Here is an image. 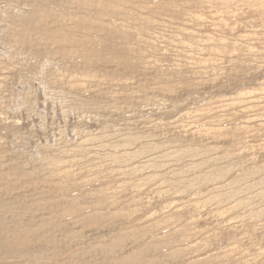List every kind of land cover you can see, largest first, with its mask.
Listing matches in <instances>:
<instances>
[{"label": "rangeland", "instance_id": "rangeland-1", "mask_svg": "<svg viewBox=\"0 0 264 264\" xmlns=\"http://www.w3.org/2000/svg\"><path fill=\"white\" fill-rule=\"evenodd\" d=\"M6 1L19 5L18 0ZM121 2L124 6L116 4L121 11L140 13L120 16L121 27L129 32L119 34L124 44L117 40L119 48H127L120 62L108 68L81 64L73 72L59 63L62 71L68 70L62 72L65 102L43 95L45 88L33 77L23 83L14 77L16 82L7 87L22 94L16 100L18 114L31 117L25 134L14 142L22 161L36 157L35 149L52 167L68 165L71 170L40 174L55 190L65 186L75 199L70 206L71 195L62 197L68 214L58 219L103 213L94 221L74 222L75 237L48 240L49 245L58 255L70 254L68 264H104L119 257L125 264H264V0ZM9 48L0 47V56ZM41 61L26 68L35 73ZM53 71L52 65L45 68L49 76ZM72 78L76 87L67 84ZM22 85H29L26 93H21ZM157 105L168 109L165 116H155L163 119L139 113ZM22 118L19 123L25 124ZM62 133L66 144L60 141ZM126 141L133 144L127 148ZM135 153L141 155L124 161ZM23 167L19 174L31 175L33 166ZM58 176L62 180L57 184ZM23 184L17 190H31L32 185ZM45 208L35 210L41 209L44 220L54 219ZM85 253L92 260L82 257Z\"/></svg>", "mask_w": 264, "mask_h": 264}, {"label": "bare ground", "instance_id": "bare-ground-1", "mask_svg": "<svg viewBox=\"0 0 264 264\" xmlns=\"http://www.w3.org/2000/svg\"><path fill=\"white\" fill-rule=\"evenodd\" d=\"M30 1H32V0H30ZM33 1L35 2L34 5L29 3V0H26V1L24 0L23 2L21 0H18L19 5H17V4H14L12 2H7L6 0H0V47H4V46L10 47L8 51L4 52L3 55L0 56V163H2V165L4 163V166H2L0 168V179H3V181L8 182V183L6 182L3 184H1V182H0V184H1L0 185V264H41L40 261L43 258H47L49 260L44 264H68L70 261H72L71 257L68 256L70 254L64 255L65 253H62V251H59V248H58V251L61 254V255H58L56 252V249H54V247H51L49 245L48 240H54V241L58 240L61 243L62 241L66 242L67 237H70V236L75 237L77 235V231L74 229L73 223L76 221L79 223L89 222L90 219H93V221H94L96 219V215H97L96 213L97 212L95 210H93V211H95L96 213L91 212V211H86L85 213L80 215V217L78 215H74V216L72 215L71 217H67L66 220H59L58 219V218H61V215H63V214L67 215L68 214V213H66V212H68L67 207H65V205L61 202L62 197L64 196L66 198V197L71 195L70 200L67 202V203H69L70 206L74 205L75 199L72 198L73 195H72V193L69 192L70 190L68 191L69 193L67 192L68 189L65 186L62 187V190H60L59 187L57 188L58 190H55L56 187L53 188L49 182L51 180H47V178L41 179L40 174H42L44 176L47 173H49V174H51L52 172L59 173L60 171L70 172L71 170L69 168H67V166H68L67 164H66L67 166L63 167V168H60V167L58 168L56 166L52 167L53 162H52V164L46 163L47 156H45V155L43 156L42 153H41L42 154L41 155L40 153H38L39 150L37 152V151H35V149L33 151H34V154L36 152L37 156L36 157L30 156L31 160L30 159L29 160L31 162L30 161H22L21 155L19 153H16V145L17 144H14V142H16V139H18L19 133L20 134L24 133V132H22V130L24 129L25 125H27L26 124L27 120H29V119L31 120V117L26 120L25 118L21 117L22 114L21 115L18 114L20 111L19 109H20L21 105L20 104L16 105V102H17L16 100L19 99L18 97L22 96V94L20 96L12 94L11 92L8 91L9 89L7 90V87L9 85H11L10 84L11 80L15 81L14 77H19L20 83H23V82L27 81L28 78L33 77V78H36V80H37L36 83L38 86L40 85L42 87V89L45 88L44 91L42 92L43 95L48 96V95L54 94V96H53L54 99L59 98L58 101L65 102L64 101L65 100V94H64L65 90L63 89V85L66 82L64 80V74L62 72H65L68 70L62 71L61 70L62 67H59L58 64L59 63H64V64L67 63L68 68H70V70H72V72H73V70H75L76 67H78L81 64H86V65L92 66V67H106V68H108V66H110V65L112 66L113 64L120 62L121 58L124 56L123 54L126 53L127 48H125V47L119 48L117 40H119V42L121 44H124V42L119 37V34L122 33L123 31H125V33L126 32L129 33L127 31L128 28L121 27L123 19H121L120 16L122 18H124V14L126 13L127 16L133 17L136 14L140 13V11L135 10L134 9L135 7H133V6H131V7H133L134 10L130 11V12H132V15L130 13H127V11H125V12L121 11L120 8L117 7V5L121 6L123 4L121 1H123V0H33ZM137 2H139V1H137ZM137 2H135V3H137ZM129 3H130V1H129ZM135 3H133V4L135 5ZM138 4H140V3H138ZM122 6H124V5H122ZM138 8H139V6H138ZM56 9H57V11H56ZM150 11H151V13H153V15H157L158 11H153L151 9H150ZM137 16L139 17V15H137ZM41 53L43 54L42 56H40ZM17 56H22V58H18ZM41 58L43 61H41L40 69H38V71H35V73H33L32 71H30L26 68V66H28L29 62L33 61L34 63L38 64V62H39V60H41ZM119 58H120V60H119ZM49 65H52L53 70H55V72L53 71L52 73H50V76L47 73H45V68ZM13 70H15L14 73H13ZM95 77H97V76H95ZM67 84L69 85V87H76V85L78 84V81L76 79L72 78V80L68 81ZM28 86L22 85L21 86V93H26ZM64 88L66 89V87H64ZM37 89H39V88H37ZM73 90H71V91H73ZM23 101H26V100H22V102ZM20 102H21V100H20ZM52 102H53V100H52ZM63 102H62V104H63ZM54 103H57V102L54 101ZM54 106H56V105H54ZM22 108H21V111H22ZM24 110H26V112H25L26 114L31 112V111L29 112V110H31L30 108L29 109L24 108ZM36 110H38V109H36ZM167 112H168V109L166 108V105L165 106L157 105V106H149V107H146L144 109H140L139 113H141V114L145 113L144 115H149V116L153 117L152 120L154 121L155 119H159V118H162L163 116H165V114ZM51 114H52V112H51ZM63 114H64V112H63ZM27 115L29 116V114H27ZM30 115H32V114L30 113ZM40 115L42 118V114H40ZM156 115L162 116V117L155 118ZM20 118H22L23 120L25 119V121H24L25 124L22 123L23 122L22 121V122H20V123H22V125H20V123H19ZM26 118H28V117H26ZM62 118H64V115ZM33 119H34V117H33ZM41 123H43V122H41ZM53 123H54V121L52 122V124ZM34 124H35V122H34ZM29 125H30V122H29ZM43 125H45V124H43ZM66 126L67 125H65V127ZM38 127H41V126H38ZM44 127H47V126H44ZM56 127H58V126H56ZM104 127H105V125H104ZM106 127H108V126H106ZM33 128H32V131H33ZM28 129H30V128H28ZM47 129H49V128L47 127ZM39 130L37 128V133ZM188 130H190V129H188ZM30 131H31V129H30ZM51 132H53V131L51 130ZM54 132L56 133V131H54ZM84 132L85 131H83L81 133H84ZM41 133H42V130H41ZM15 134L17 135V138H15V137L13 138V135H15ZM68 134L70 135V133L67 132V135ZM47 135H48V133H47ZM67 135H65V133L64 134L62 133L60 136V141H64V144H66V142H67V139H66ZM78 135H76V136H78ZM35 136H37V135H35ZM31 137L34 138L33 136H31ZM71 137H72V139H75V138H73V136H71ZM133 139H136V138H133ZM69 140H71V139H69ZM72 141H74V140H72ZM132 141L131 142L126 141L127 142V144H126L127 148L131 144H133ZM134 141H136V140H134ZM27 144L29 145V143H27ZM61 144H62V142L60 143V145ZM64 144L61 146L64 147ZM79 146H81V145H79ZM82 147H83V145H82ZM55 148H56V146H55ZM20 149H21V147H20ZM23 149H25V148L23 147ZM45 149H46V147H45ZM124 150L126 151L125 147H124ZM46 151H48V150L46 149ZM51 151H52V149H51ZM170 152H171V150H170ZM170 152H169V154H170ZM29 153H31V152H29ZM138 153L128 154L130 156L127 155L126 157H124V161H125V158L131 159V156H135V155L140 156L141 154H138ZM182 153L183 152H180L179 154H182ZM31 155H33V154H31ZM64 155H66V154H64ZM178 156H180V155H178ZM182 156H183V154H182ZM95 157H98V156H95ZM172 157H175V156L173 155ZM89 158H91V156ZM93 158H94V155H93ZM169 158H171V157H169ZM73 159H75V157ZM88 161H89V159H88ZM28 162H30L29 165L33 166L30 168V170L28 172V174L30 173L31 175L28 176L25 174H23V175L19 174V172H18L19 169L24 170L25 169V167H23L24 165L26 167L29 166V165H27ZM32 162H33V164H32ZM69 162L67 161V163H69ZM77 162H80V161H77ZM136 162H139V161H136ZM73 164H74V162H73ZM189 166H191V165H189ZM76 167H78V166H76ZM32 168H35V169H32ZM4 169H6V170H4ZM76 169H78V168H76ZM102 169H104V168H102ZM194 170H195V168H194ZM99 171H101V170H99ZM107 172H109V171H107ZM113 172H115V170ZM149 172H151V171H149ZM8 173L12 174V175H8ZM98 175H100V174H98ZM108 175H110V174L108 173ZM77 176L78 175L76 174V178H77ZM204 179H206V177ZM60 180H62V179L58 176L56 183L58 184L60 182ZM208 180H206V181L207 182L212 181V180L211 181H208ZM11 181H13L12 184L9 183ZM23 183L32 185L31 190H29V191L25 190L26 192H22V190H17V189L21 188L20 184H21V186L24 185ZM70 184H71V182H70ZM81 187H83V186H81ZM85 187L87 188V186H85ZM134 187H136V186H134ZM43 190H46V191H43ZM80 195H82V194H80ZM84 196H82V197L85 199ZM131 198L132 197H130V199ZM84 199H82V200H84ZM37 200H39L38 204H36ZM66 200H68V199H66ZM98 202L99 201H97L96 203H98ZM100 202H102V200ZM38 205L44 206V207H46L45 210H49L50 213H54L55 214L54 219L57 218V220H54L51 218L49 219V221L44 220V218L40 216V214L42 213L41 209H38L40 212H36V210H35V208ZM101 214H103V213H100V215ZM135 219H137V218H135ZM147 222H146V224H147ZM133 227H137V225L133 226ZM135 229H134V231H135ZM136 230H138V229H136ZM98 231H101V230H98ZM43 236L45 237L44 239L42 238ZM120 237H122V236H120ZM42 245H45V246L42 248ZM144 250H145V248H144ZM114 251H116V249ZM146 251H147V249L144 251V253ZM243 252H245V251H243ZM71 254L74 255L75 253L72 252ZM79 254H80V252H79ZM7 255L9 258L6 257ZM60 256L62 257L63 260L58 261V257H60ZM80 256H81V254H80ZM85 256H87V258H88L87 260H92V256L90 255V253H85L84 255H82V257H84V258H85ZM125 257H127V255H125ZM128 257L126 258L127 260H129ZM6 258L9 260L6 262H1L2 259H6ZM122 258L123 259H121L120 257H119V259L115 258L113 261L106 260L104 262V264H125L126 263L125 258L124 257H122ZM74 259H77V257L75 256ZM130 260H132V259H130ZM94 262H97V261H94Z\"/></svg>", "mask_w": 264, "mask_h": 264}]
</instances>
